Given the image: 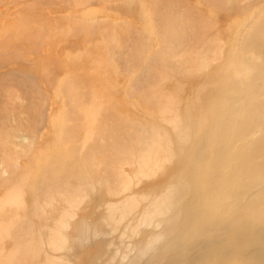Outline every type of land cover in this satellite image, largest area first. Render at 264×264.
I'll use <instances>...</instances> for the list:
<instances>
[{"label": "bare ground", "instance_id": "bare-ground-1", "mask_svg": "<svg viewBox=\"0 0 264 264\" xmlns=\"http://www.w3.org/2000/svg\"><path fill=\"white\" fill-rule=\"evenodd\" d=\"M14 1H16L15 3H17L18 0H14ZM43 1L42 2L40 1L41 2V4H39L40 6L45 5L46 7L49 6L51 7L52 4L53 7V6H57V4L59 6V4L63 3L62 5H65L68 8L73 7L74 8L73 15L76 14L77 16L75 15L76 17H74L71 13L70 15L72 17L70 15H66V16L60 15L57 17V19L54 18L51 20L46 16V14L42 15L39 12V9L36 6V4L28 3L27 7H25L26 4L22 6L25 8L18 11L17 16L13 17L10 20V22L6 24L7 25L6 29L0 32V56L10 55V54H14L20 58L24 56L25 57L33 56L35 58V62L34 65L31 64V68H33L37 72H41L44 76L52 79L54 75L56 76L55 72L57 69L66 68V75L63 76L65 81L63 83H58L60 86L58 92L60 97L59 103L62 110L60 111L59 114L61 115V121L56 124V129L60 131L59 133H61L64 142L68 143L67 144L68 150L66 151L65 153L66 155L64 157L60 155L54 156L51 160L47 162V165H45L44 163L42 164V162L39 163L40 168L45 167V170L43 171L44 172L43 178L39 177V173L42 171L40 169H39V173L36 175L34 174L33 170L27 171L25 177L29 178L30 174L32 173L33 179L35 180L38 189L40 190L39 193L43 192L44 189H47L49 191V189L51 188H53V190H60V189L62 190V188L64 189V187L65 188L69 187L70 189L71 186L73 187L75 186L74 185L75 179L76 182L80 180L82 181V179L80 178L81 171L79 172V170L75 168V165H77L76 164L77 162H83L84 158L87 160L89 158L91 159L92 166L89 165L90 167H87L88 169L90 168L89 171H91V169L97 171L100 167L102 168L103 166H105L103 160H99L98 158L103 157L108 152L109 154L112 153L114 155L113 156L114 161L118 163L120 161H128V159L134 158L136 154L147 152L145 150L149 151L152 150L151 148L153 149L155 147L157 148L158 145L156 142L164 141L165 139L163 135L164 133L162 132L165 131H163L162 128H158L157 126L140 124L137 120H135L136 117L133 115L134 112L132 109L134 110L140 109L141 108L140 105H142L144 106L145 109H149L150 111H152L153 114L156 115L160 114V116H163L164 117L163 119L165 120H163L162 117H160L159 120L157 118L159 122L162 119V121L167 122V124L170 123L171 125L174 124L177 125L178 116L180 117V115L183 114L181 113L182 112L181 102L183 103L184 95L186 94L185 92H187L186 90L184 91L185 89L184 87L186 86L194 87L193 90L194 94L192 93L194 97L197 96L198 98V96H200L199 98L201 99L203 98L207 99L208 109L210 108L211 110L215 111V108H221V106L227 104V111L224 116L225 118H223L224 120L226 119L227 122L223 123L224 125L229 124L228 122H230V118L234 115L237 116L238 114H241V116L242 115L244 116L243 117L244 120L243 119L241 121L239 120L240 123L235 128L236 130L235 134L238 135V136L236 135V137H239L240 139L239 141L249 138L250 134L248 135V130L256 131L259 129L258 123L261 120L260 118L264 117V113L263 115L262 113H260L259 116L256 115L254 117V112L252 111V109L256 110L257 108L260 107V104H254L253 100L255 98L254 99L252 98L251 101L246 103V105L249 108L247 106H245L246 109L245 107H243V105H245L246 102L245 99L246 98L248 99L251 93L244 100L241 97H239V99L238 97H235V99L233 98L234 99L233 101L229 103L226 102L227 99H229V96L232 94V92H234L237 89H240L242 86L244 91L239 92V94L248 93L247 90L249 91L254 90L261 83L259 79H262V76L264 75V54H263L264 53V3L261 8L256 10L255 13L251 14L252 15L251 18L242 17L240 18V20L236 21L235 23L236 32L237 33L239 32L240 36L236 40L235 39L233 40V55L230 58L228 57L227 54L228 41L226 39V36L222 37L220 36V33L217 30H216L217 32L214 31L218 27V25L220 26V24L226 19V17L229 16V14L232 11H235L232 10V7L234 8L235 5L241 4V2L245 0H140V5L142 7L141 10L143 11V14L141 15H144V22H143L144 26L142 27L131 26V24L127 23L126 21L118 20L117 18H113L112 16H109L107 14V12L110 13L109 10L111 9L113 10V6H115L114 4H117L118 1L120 2L122 1L123 3V0H99V4L101 3L103 6L101 9L98 10V12L89 11V5L93 0H45L44 3ZM239 1L241 2L239 3ZM249 1L248 2L250 5L249 6L246 5L247 7L245 6L247 9L248 7L249 8L252 7L251 3H253V5L255 4L257 5L258 3V0H249ZM95 3L98 4L96 0ZM126 4H128V0ZM122 5L124 6V4ZM243 7L239 8V10L241 9V11H243L242 9ZM246 8H244L245 11H247ZM236 9L238 10V8ZM42 10H44V7H42ZM131 11L134 12L132 9ZM221 13H223L224 16H222ZM240 14H242V12ZM126 15H124L123 17H125ZM139 16L140 15H138V18ZM88 17H92L93 18L92 21L87 20ZM131 18H133V16L130 17V19ZM219 39L223 40L221 45L219 43ZM244 54L249 55V57L247 59L243 58L242 55ZM71 56H74L76 58L75 60L76 65H72L68 62V57ZM87 56H89L91 60H94L96 67L93 68L92 70H89L86 74L85 73L81 74L79 72V69H81L84 66L83 60ZM220 57L223 59L224 63L221 64L222 66L219 67L220 69L213 68L216 66L215 63L219 61L218 59ZM239 58L242 59L243 61H240ZM55 59H57L58 62L55 61ZM245 59L246 61H244ZM213 63L215 66L213 65L212 67ZM240 66H243L242 70L240 69ZM25 74H23V76ZM235 74L237 75V77L234 78ZM241 74L244 75L243 79H240ZM8 75L5 74L4 77L2 76V78H0V80L1 81L5 80L6 76ZM115 75H119L120 76L119 78L121 79H115L114 78ZM17 76L18 75H16V77L13 76L15 78L14 80L10 79L12 77L7 78L6 81H4L6 85L5 83H2V85L0 83V86H3L2 87L3 90L1 91H3V93H5V91L7 92V96H9V100L11 101L10 103H12V105L9 104L7 100L5 101V103L8 102L7 103L8 105L5 104L3 101L8 97L6 96V98H4L5 95L2 92H0V97H1L0 98V102H1L0 103L1 105L0 106V164H4L6 167L11 166L10 164L12 165L14 164L10 162H12V156L16 152L19 154L21 150L25 151L28 149L26 148L27 146L26 143L28 139V138L25 139L27 137L26 135L27 133L29 134L32 133L34 130H35L34 132L38 130L35 129V127L37 126L40 120L39 118L42 119L43 117L42 116L43 114L41 113H42V106L44 107V105L41 99L38 97L37 91L32 90L33 86L30 88V83L28 81L29 80L28 78H27L28 80L26 79L23 80V77L20 76L21 78L20 77L18 78ZM210 85H216L217 90H214V88L212 89L213 92L215 91L214 93L207 89V87L209 88ZM262 87H264V85ZM261 88H260V92L264 91V88L263 90H261ZM21 91L23 92V94L21 93ZM133 91H135L134 94ZM18 92H20L21 94L18 95L22 96L18 101L19 103H17V101L15 100V98L17 100L19 98V96H17ZM260 92L258 91L259 93L258 95H260ZM253 94L256 95L255 91ZM2 98L3 100H1ZM14 101L16 102V104H14L15 103ZM3 105H5L6 107H4ZM13 105H17V106L15 107ZM256 105H259V107H257ZM9 106L11 107L13 106L14 108L13 107L9 108ZM242 108H244V110ZM9 112L10 113L12 112L14 114L15 116L14 119L7 117V116H12L11 115L12 113L10 115L7 114ZM246 113H249L248 115H252V116L247 117L248 115H246ZM40 114L42 117L40 116ZM221 116L219 118H221ZM148 117L150 116L148 115ZM178 123H180V121H178ZM222 132L223 131H221V133ZM221 136L223 138L225 137V134H222ZM231 137L233 138V136H230V138ZM24 140H26V142H24ZM18 141L20 142L23 141V142L19 144ZM219 142L220 141H218V143ZM253 142H255V140H253ZM242 144L239 149L242 150L243 149L242 147L245 146L244 149H246V151L244 152L242 150V152H244V154L246 155L248 152L249 153L252 152V150L254 152L253 147L257 145L256 142L255 144L252 143V140H249L246 144L244 143L243 146ZM252 144H254V146ZM251 145L253 146L252 148ZM260 145L262 146L264 144L261 143ZM260 145L257 146L259 147ZM195 147L197 148V146ZM135 150H139V151L136 152ZM23 151L21 152L23 153ZM163 151L164 150H162L161 153ZM223 152L224 151H222V153ZM242 152L239 151V155L240 154L243 155ZM255 152L257 153V151ZM18 154H15V156H21V157L23 156ZM225 154L226 155L229 154L227 157H229L230 160V153H225ZM237 155H235L234 157H236ZM244 156H242L243 159L241 158V156L240 157L238 156L239 158H237V160L241 158L242 160L240 161L241 164H243L242 162H244V160L250 159L247 158V156H245L244 159ZM253 156L251 153L250 157L251 158L253 157L255 160L256 155L253 154ZM94 157L95 159H98V161L95 160L92 161ZM15 158H16L15 160H18L19 157H15ZM162 158L164 159V157ZM144 159L145 161H149L146 160V158ZM223 160L227 162L228 159H225V157H223ZM250 160L251 161L248 160L249 163L251 162L250 165L248 162L247 163L245 162L243 165H247V167L253 165L254 161L252 163V159ZM3 162H6L8 166L6 165V163ZM259 162L256 164H259ZM235 163L237 164V162ZM82 164L81 167L83 166ZM262 164L259 165V169L260 168L263 169L264 160L262 161ZM254 165L252 168L255 169L252 170L250 167L251 172L252 171L254 172L256 170V173L253 172L252 173L257 174V176L255 177L259 179L257 173L258 169H256L257 167ZM109 166L107 164V167ZM142 167L144 166L142 165ZM1 168H0V172H3ZM12 168L14 167L12 166ZM12 168L10 169L12 170V172L9 170L11 174L13 173ZM148 169L147 171L146 170L145 171L148 172L149 171ZM247 170H244L246 171L245 172L246 174L249 173ZM145 171L140 172L142 175H140V173L139 175L137 174L138 176L136 175L135 179H137V177L141 179V176H144L143 172ZM263 171L264 170H262L261 173L264 174ZM99 172L97 173L99 174ZM153 172L154 169L152 170V173L148 177L150 176L154 177ZM108 174H110V172ZM105 176L107 177V174ZM217 177L218 175L216 176L215 179H217ZM82 178L84 177L82 176ZM1 179L2 177H0V264H22V263L25 264L27 261H28L27 263L30 264L31 260L29 261V258H33V259L35 258L36 260V257L39 256L40 254L38 253V250H36V248L34 250L31 248L32 247L30 244L31 242H29L31 238L29 240L27 239L28 237L25 228L26 225L24 224L25 223L24 219L26 217L23 216V213H25V208H24L25 202H23L18 197L19 192L16 189L13 188L10 189L9 188L10 186H7V184H5L6 183L5 180L2 179L1 181ZM44 179L47 180L46 184L44 183L45 182ZM244 179L245 178H243L242 181H244ZM25 180L24 183L22 182L24 186L26 185L25 183H27V180L26 181ZM121 180L118 182L123 184ZM254 181L257 182L256 180ZM261 181L259 183H261ZM84 182L85 180L82 183ZM105 182L106 180L104 181L103 184H106ZM126 182L128 181H125L124 183ZM79 183L81 182H77V184L82 187L83 184L82 183L79 184ZM263 183L264 181L262 182V185ZM77 184L76 186L78 187ZM123 185L120 186L122 187ZM80 186L79 188L81 189ZM120 186H118V184L117 186L115 185L114 187H116V190L113 187H111L112 192L113 189L115 190L114 193H116L117 190H120L122 194L124 191L120 189L121 188ZM18 187L20 189L23 188L21 185H19ZM210 187L212 188L213 186ZM256 187L257 186H255V188ZM123 188H125V186L122 187V189ZM175 189L177 190V193L179 189L183 190L182 186L181 188L180 186L179 187L177 186ZM185 189L187 190V188ZM169 190H173V187L172 189L169 188ZM182 190L181 192L179 191L178 196L183 194ZM62 191H65V189ZM59 192L60 191H58V193ZM169 192L168 194L170 196ZM173 192L174 190L172 191V194L175 195V192L174 193ZM221 192L223 191L221 190ZM210 193L212 192L210 191ZM223 194H225V192ZM169 196L167 195V197ZM198 196H202V194H199ZM198 196L197 198H199ZM216 196H218V194ZM67 197H69V193ZM163 197L161 198L164 199ZM210 197L211 196H209V198ZM161 198L157 199L158 204L156 203L157 206L155 208L160 209L162 206L166 207L164 205L167 204L166 201L169 198L164 199V201L166 200L165 202L162 201ZM170 198L171 200H174L175 198L176 200L178 199L177 197H175L174 199H172V197ZM68 199L69 200L66 201H71L73 197ZM169 201L170 200H168V202ZM129 202L131 206L134 205V202L131 201ZM129 202H127L126 204L124 203L125 208L129 206L128 204ZM197 204L199 205V203ZM208 204L209 203H207V205ZM163 209L164 208H162L161 210L163 211ZM198 209L201 208L199 207ZM224 211L222 210V212ZM124 213L126 212L124 211ZM127 213L126 215H128ZM155 213H154V217H155ZM218 216L216 217L218 218ZM205 220H208V218ZM215 220L213 221L215 222ZM194 225L195 224H193V226ZM195 226L196 229L199 228L197 225ZM204 226L205 225H202L201 227ZM206 226L208 225L206 224ZM210 227H212V225H210ZM96 229H101V227L97 226ZM193 230L195 229L193 228ZM199 230H200L199 232L198 230L195 231L198 232V235L200 232H202L201 228H199ZM194 236H196V233L194 234ZM57 237L58 236H56V238Z\"/></svg>", "mask_w": 264, "mask_h": 264}, {"label": "rangeland", "instance_id": "rangeland-1", "mask_svg": "<svg viewBox=\"0 0 264 264\" xmlns=\"http://www.w3.org/2000/svg\"><path fill=\"white\" fill-rule=\"evenodd\" d=\"M40 1L42 2L43 0H25V2L24 0H18L17 3H15L16 1L14 0H0V32L6 29L7 26L6 24H8L13 17L17 16L18 11L27 7L28 3L36 4V6L39 9V12L42 15L46 14V16L51 20L54 18L57 19V17L60 15L66 16V15H70L71 13L73 15L74 13L73 7L68 8L65 5H62L63 3L59 4V6L57 4V6L52 7L51 4V7L50 6L46 7L45 5L40 6L39 5L41 4ZM246 1L247 0L243 2L239 1V3L241 2V4L235 5L234 8L232 7V10L236 11L237 10L236 8H238V10L236 12L231 10L234 13L231 12L230 13L231 15L229 14V16H227L226 19L220 24V26L218 25V27L214 31V32L218 31L220 33V36L222 37L226 36V39L228 41L227 54L228 57L230 58L233 55V40L234 39L236 40L240 36V33L236 32V25H235L236 21L240 20V18L242 17L251 18L252 16L251 14L255 13L256 10L261 8L264 3L263 0H258L257 5L255 4L257 1L254 3L255 5L251 3L252 7L251 8L248 7L249 9L248 10L246 7L250 5L249 2L251 1L249 0H248L249 2ZM96 2H98V4L95 3V0H93L90 3L89 11L98 12V10L102 8L103 5L101 3L99 4V0L98 1L96 0ZM126 2L127 0H123V3L122 1L121 2L118 1L117 4H114L116 7L113 6V10L112 9L109 10L110 13L107 12V14L109 16H112L113 18H117L118 20L126 21L127 23L131 24V26H136V27L144 26L143 25L144 15H141L143 14V11L141 10L142 7L140 5V0H130V1L128 0L129 5L126 4ZM122 4H124V6L126 5L127 8L126 6L124 7ZM242 4L244 7L242 6ZM24 5L25 7H22ZM42 7H44L45 13L44 10H42ZM241 7H243L242 9L244 13L243 11H241V9L239 10V8ZM244 8H246L247 11H245ZM131 9L134 12H132ZM128 11L129 12L131 11L132 13L131 12L129 13ZM238 12L240 13L242 12V14ZM75 15L76 14H74L73 16L76 17L77 15L76 16ZM124 15L126 16L123 17ZM138 15H140L139 18ZM221 15L224 16L223 13H221ZM132 16L133 18L130 19V17ZM92 19H93L92 17H88L87 20L92 21ZM222 41H223L222 39L221 40L219 39L220 45ZM244 55H242L243 58L247 59L249 57V55H245V57ZM246 59L244 61H246ZM75 60L76 58L74 56L68 57V62L72 65H76ZM218 60L219 61L215 63L216 66L214 65V63L212 64V67L214 65L215 67L213 68L215 69L217 68L220 69L219 67L222 66L221 64L224 63L221 57ZM239 60L243 61L240 58ZM55 61L58 62L57 59H55ZM34 62H35V58L33 56H26V57L24 56L22 58L17 57L14 54L0 56V78H2V76L4 77L5 74L8 75L12 73L11 75L6 76L5 80L2 81L0 80L1 85L2 83H5L4 81H6L7 78L12 77L10 79L14 80L15 79L14 77H16V75H18L17 76L18 78L20 76L23 77V80L29 79L28 81L30 83V88L33 86L32 90L37 91L38 97L41 99L44 105V107L42 106V113H41L43 114L42 115L43 117L40 114L42 119L39 118L40 120L36 126L37 128L35 127V129L38 130H36V132H34L35 131L34 130L32 133H30L31 135L29 133H27L26 135L27 137L25 139L28 138L26 144L29 147H27L26 145L25 146L28 149L23 151L20 148V150L23 151V153L20 151L21 153L19 152V154L23 156L22 157L15 156V154H18L16 152L12 156V162H10L14 164L16 163L15 165L10 164L11 166H8L6 162H3L6 163V165L8 166L6 167L4 164H0L3 168L2 169L0 166L1 170L3 171L0 172V174L2 173L0 177H2L3 180H5L6 182L5 184H7V186H10L9 187L10 189L11 188L16 189L19 193L22 190L20 194L18 193V197L23 202H25L24 204L25 213H23V216L26 217V218L24 217L25 218L24 224L26 225L25 228L28 237L27 239L29 240L31 238L29 240V242H31L30 243L32 246L31 248L33 250L36 248V250H38V253L40 254V255L38 254L39 256L36 257V260L35 258L34 259L29 258V261L31 260V263L29 262L30 264L32 263L33 264L35 263L37 264H264V183L262 185V182L264 181V174L261 173V171L264 170V167L263 169L261 168L259 169V165H261L262 161L264 160L263 159L264 145H262L263 147L260 145L261 143L264 144L263 116H262L263 118H260L261 120L258 123L259 124L258 127L260 130L259 129L256 131L248 130V135L250 134L249 138L239 141L240 140L239 137H236L237 134H235L236 133L235 128L237 125H239L240 121L243 119L244 116L243 115L241 116V114H238L237 116L234 115L230 118L231 123L228 122L229 124L224 125L223 123L227 122L226 119L225 120L223 119L225 118L224 116L227 111V104L221 106V108H215V111L211 110L210 108L209 110L207 106V99L206 98L201 99L199 98L200 96H198L199 99L197 98V96H195L196 97L195 99V97L193 96L194 87L186 86L184 87L185 89L184 88L183 89L184 91L186 90L187 92H185L186 94L184 95L183 103L181 102V108H182L181 113L183 114L180 115V117L178 116L177 125L176 124L171 125L170 123L167 124V122L162 121V119L164 118L163 116H160V114L159 115L153 114L152 111H150L149 109H145L144 106L142 105H140L141 107L140 109H136V110L132 109L134 112L133 115L136 117L135 120H137L140 124L157 126L158 128H162L163 131H165V132L161 131L162 133H164L163 134L165 138L164 141L156 142L158 145L157 148L160 147L159 149H157L156 147L154 149L151 148L154 152L152 150L149 151L145 150L147 152L144 153L142 152L143 154L142 153L136 154L134 158L128 159V161H120L118 163L114 161L113 158L114 155L112 153L109 154L108 152L103 157L98 158L99 160H103V163L105 164L106 167L105 166H103L102 168L100 167L97 171H94V169H91V171H89L90 168L88 169L87 167L92 166L91 159L89 158L87 160L84 158L83 162H77L76 163L77 165H75V168L78 169L79 172L81 171L80 172L81 177L80 176L78 177L82 179V181L80 179H77L80 180L77 182L82 183L85 180V182L82 183L83 184L82 187L77 184L75 179V182L78 185L77 187L74 182L75 189L73 186H71L70 189L69 187L66 188L64 187L65 191H62L64 190L63 188L62 190L61 189L53 190V188H51L49 189V191L47 189H44L43 190L44 195H43V192L39 193L40 190L38 189V186L35 180L33 179L32 173L30 174L29 178H26L25 176L27 174V171L30 170L31 171L33 170L34 174L36 175L39 173V169H40L42 171L39 173V177L43 178L44 176L43 171L45 170V167L40 168L39 163L42 162V164L44 163L45 165H47V162L51 160L54 156L60 155L64 157L66 155L65 154L66 151L68 150V145H67L68 143L64 142L61 133H59L60 131L56 129V124L61 121V115L59 114L60 111L62 110L59 103L60 97L58 92L60 86L58 83H63L65 81L63 76L66 75V68L57 69L55 72L56 76L54 75L52 79L44 76L41 72H37L36 70L31 68V64L34 65ZM83 65L84 66L81 69H79V72L81 74L84 73L86 74L89 70H92L93 68L96 67L94 60H91L89 56L84 58ZM242 67L243 66H240L241 70L243 69ZM19 73L22 74L20 75ZM23 74L25 75L23 76ZM243 76L244 75L241 74L240 79H243ZM119 77H120L119 75L114 76L115 79H121ZM235 77H237L236 74L234 78ZM263 77L264 75L262 76V79H259L261 82L260 85H258L257 88H255L254 90H250V91L247 90L248 93L239 94V92L244 91L243 86L240 89H237L234 92H232V94L229 96V99H227L226 103L233 101L235 97H238V99L239 97H241L244 100L251 93L248 99L247 98L245 99L246 102L245 105H243V107L247 106L246 103L251 101L252 98L253 99L255 98L253 100L254 102L253 101L252 102L254 104H260V107L259 105H256L259 108H257L256 110L252 109V111L254 112V117L256 115L259 116L260 113H262L263 115L264 104L262 103H264V96H263L264 91L260 92V88L264 85ZM0 87H1L0 92L3 93V91H1L3 90L2 89L3 86ZM213 88L214 90H217L216 85H210L209 88L207 87V89L211 92H213L212 91ZM263 88L264 87H262L261 90H263ZM254 91L256 95L253 94ZM258 91L260 92V95H258L259 94ZM21 93L23 94L22 91ZM134 93L135 91H133V94ZM3 94L5 95L4 98H6L7 92L5 91V93ZM18 94H20V92L17 93V96H19L18 100L15 98L17 103H19L18 101L20 97H22L20 96L21 94L20 95ZM7 97L8 98L4 99L3 102L5 103V101L8 100L9 104L12 105V103H10L11 101L9 100V96ZM1 100H3V98ZM8 102H6L5 104H7ZM14 104H16V102ZM3 106L6 107L5 105ZM13 106L16 107L17 105H13ZM12 107L9 106V108ZM242 109L244 110V108ZM145 110L148 112H146ZM11 113L9 112L7 114L10 115ZM248 114L249 113H246V115ZM11 115L12 116H7V117L14 119L15 118L14 114L12 113ZM148 115L150 117H148ZM220 116L221 118H219ZM249 116L252 115H248L247 117ZM160 117H162V119L159 122L158 120ZM178 121H180V123H178ZM218 131L220 133L221 131L223 132L220 134ZM222 134H225V137L222 138L221 136ZM230 136H233V138L232 137L230 138ZM30 137H32L33 139ZM249 140H252V143L254 144L256 142V144L260 145L261 147L260 146L258 147L256 145L255 146L257 149L256 150L255 147H253L254 144H252L253 146L251 145V148L253 147L254 152L252 150V152L250 153L248 152L249 154L247 153L246 155L244 154V152L246 151V149H244L245 146L242 147L243 148L242 150L244 152H242V150H240L239 148L241 147L242 143L243 146L244 143L246 144ZM253 140H255V142H253ZM218 141L220 142L218 143ZM18 142L19 144H21L23 141L22 142L18 141ZM24 142H26V140H24ZM167 146L169 147V149ZM195 146H197V148ZM162 150L164 151L161 153ZM135 151L137 152L139 150H135ZM222 151L224 152L222 153ZM239 151H241L243 155L242 154L239 155ZM255 151H257V153ZM225 153H230V160L229 157H227L229 154L226 155ZM251 153L252 156L253 154L256 155L255 160L253 158L254 156L252 158L250 157ZM158 154L160 157L161 156L164 157V159L161 157L162 158L161 160ZM235 155L237 156L234 157ZM244 155L247 156V158L252 159V163L254 161L255 165L254 164L253 165L256 166L257 167L256 169H258L259 171V172L257 171L259 179L255 177L257 176V174H253L256 173V170L254 172L252 171L253 173L251 172V169L252 170L255 169L252 168L253 165L249 167H247V165H243L245 162L249 163V161H251L250 159L244 160V162H242L243 164L240 163V161H242L241 158ZM14 156L19 157L20 159L18 158V160H15L16 158ZM141 156L143 157V159ZM238 156L239 157L241 156V158L238 159L239 161L237 160V158H239ZM223 157H225V159H228L227 160L228 163L225 160H223ZM140 158L142 159V161ZM144 158H146V160L149 161H145ZM98 159H95L94 157L92 161L94 160L98 161ZM145 162H147L148 164ZM235 162H237V164ZM258 162L259 164H256ZM106 163L108 164V166L109 165L110 166L107 167ZM81 164L83 165L82 166L83 168L81 167ZM142 165L144 167H142ZM12 166L14 168H12ZM11 168L13 169L14 174L13 173L11 174L12 172V170H10ZM142 168L145 169L143 170ZM147 169L149 170L148 171L149 173L146 172ZM153 169H154L153 172L154 177L153 176L148 177L152 173ZM244 170H247L249 173L246 174L245 173L246 171ZM142 171H145L143 172L144 176H141V179L138 177L137 179H135L136 175L137 174L139 175V173ZM97 172H99V174ZM109 172L110 174H108ZM106 174L107 177L105 176ZM140 175L142 174L140 173ZM214 175L215 178L218 175L217 179L214 178ZM82 176L85 179L82 178ZM243 178H245L246 180L244 179V181H242ZM260 178L262 181L260 180ZM25 179L27 180V183H25L26 185L24 186L23 183ZM105 180H106L105 182L106 184H103ZM120 180L124 185L118 182ZM124 180L128 182L124 183L125 182ZM254 180H256L257 182H255ZM44 181H45L44 183L46 184L47 180L44 179ZM247 181L249 182V184ZM260 181L261 183H259ZM117 184L118 186L120 185H123L122 187L125 186V188H123L124 190L122 189L121 186H120L121 188L118 187L122 191H124L122 194L120 190H117L116 193H114L116 190V187L114 186L115 185L117 186ZM19 185H21L23 188L20 189L18 187ZM175 185L176 187L180 186V188L182 186L183 190L187 188V190L185 189L186 191L185 190L183 191L181 189L183 196L182 195H179L180 197L178 196V193L179 191L181 192V190L179 189L177 193V190L175 189L176 188ZM79 186L81 187V189L79 188ZM210 186L213 187L211 188ZM255 186L257 187L255 188ZM111 187L115 189V190L113 189V192ZM172 187L175 192V195L172 194L173 190H169V188L172 189ZM203 190L205 191V193ZM221 190L223 192H221ZM254 190L257 192H255ZM58 191L60 192L58 193ZM210 191L212 193H210ZM168 192L170 193V196ZM224 192L226 196L225 194H223ZM68 193H69V197H67ZM199 194H202V196H198ZM217 194L218 196H216ZM167 195L169 197H167ZM71 196L73 197L74 200L70 199L71 201H66L69 200L68 198H72ZM197 196L199 198H197ZM209 196L211 197L209 198ZM161 197H163L164 199L169 198L167 199V201L165 200L167 204L164 206L166 207L162 206L160 209L155 208L157 206L156 205L157 199ZM170 197H172V199H174L175 197L177 198L179 197V198L177 200L176 198L174 200H171ZM228 197L230 198V200ZM164 199L161 198L162 201H164ZM168 200L170 201L168 202ZM126 201L134 202L135 206L134 205L131 206L129 202L128 204L130 207L128 206L127 208H125L124 203L126 204L127 203ZM197 203H199V205ZM207 203L209 204L207 205ZM198 206L201 209H198L199 208ZM162 208H164L163 211L161 210ZM222 210L225 211L222 212ZM124 211L126 213L128 212L127 213L128 215H126ZM154 213H155V217H154ZM65 215L68 217H66ZM109 216L113 218L111 219ZM216 216H218V218ZM207 218L208 220H205ZM213 220H215V222ZM192 223L197 225L199 228H201L202 232H200L199 235H198V232L200 231L199 228L196 229L195 228L196 226L195 225L193 226ZM206 224L208 226H206ZM202 225L205 226L201 227ZM210 225H212V227H210ZM97 226L101 227V229H96ZM192 227L195 230H193ZM197 230L198 232H195ZM122 231L123 233L124 232L125 233L123 234ZM190 232L192 234L195 232L196 236H194L195 233L192 235ZM56 236L58 237L56 238Z\"/></svg>", "mask_w": 264, "mask_h": 264}]
</instances>
